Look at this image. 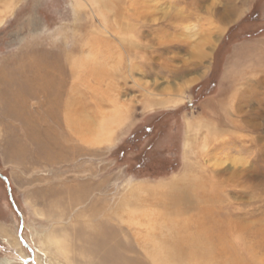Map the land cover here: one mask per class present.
Returning a JSON list of instances; mask_svg holds the SVG:
<instances>
[{
  "label": "rangeland",
  "instance_id": "rangeland-1",
  "mask_svg": "<svg viewBox=\"0 0 264 264\" xmlns=\"http://www.w3.org/2000/svg\"><path fill=\"white\" fill-rule=\"evenodd\" d=\"M196 2L195 5L191 0H0V58L13 53L20 40L43 44L54 41L66 45L67 52L73 54L75 67L106 63L103 67L108 71L97 90L105 118L104 139L99 144L92 136L87 144L76 140L96 157L78 154L71 156L70 162H49L38 157L32 146L26 157L13 154L5 149L4 143L12 132L22 136L23 131L19 123L0 113V172L9 180L10 193L21 213L22 236L32 248L42 249L45 236L54 227H83L85 231L104 216L103 213L91 216L85 211L87 203L78 205L74 201L75 194L69 195L68 200L65 194L50 193L51 188H75L80 183L104 180L103 191L95 195L111 205L116 195L123 198L128 190L138 189L137 197L130 203L141 214L150 213L152 249L159 257L166 252L169 238L198 234L203 237L204 231L200 233L197 226L213 224L209 214L198 218L195 211L203 205L211 210V216L218 214L225 221L226 230L224 214L230 206L252 214L241 224L258 227L260 222L264 228V112L260 111L263 120L249 119L247 123L241 120L244 126L262 124L261 139L250 126L247 130L229 127L225 132L211 119L217 114L213 108L216 101H223L227 112L234 109L230 101L234 97L226 90L221 93L226 76L252 82L253 78L259 79L261 92H254L250 106L243 111L254 115L260 101L264 108V0ZM231 10L235 11L232 15ZM178 15L182 20H175ZM208 30H216L210 44ZM105 38L111 39L114 46L108 60L103 58ZM246 44L253 46L233 62L234 51ZM201 50L204 57H199ZM177 70L182 72L181 76L175 75ZM89 83L97 87L93 80ZM182 85L185 88L180 93ZM94 91L89 90L91 94ZM205 142L206 150L223 142L228 146L224 152L204 157L200 153ZM185 164L190 168H185ZM254 169L260 170V175ZM213 171L217 174H211ZM172 179L175 182L170 186ZM213 189H218L220 199L204 203L202 190L213 194ZM184 190L192 206L186 207L184 198L181 199ZM63 210L69 212L65 220L54 217ZM19 223L5 182L0 179V264H5L6 259L11 260L10 264L20 263L23 254L16 241L25 257L29 256L17 237ZM58 233L67 254H57L52 244V255L41 254L40 250L30 264H69L64 256H72V249L78 254L77 259L86 261L81 252L85 238H78L71 229ZM237 235L226 231L223 239L235 244L242 254L238 258L243 260L246 255L241 243L245 242V236ZM202 263L221 262L205 258ZM251 263L264 264V250L257 252ZM153 264L163 263L155 260Z\"/></svg>",
  "mask_w": 264,
  "mask_h": 264
},
{
  "label": "bare ground",
  "instance_id": "bare-ground-1",
  "mask_svg": "<svg viewBox=\"0 0 264 264\" xmlns=\"http://www.w3.org/2000/svg\"><path fill=\"white\" fill-rule=\"evenodd\" d=\"M191 3L196 5L197 2L196 0H191ZM227 9L228 6L226 7V10ZM229 12H231L230 14L232 15L235 11L231 10ZM177 19L182 20V17L178 15L175 17L176 21ZM215 33L216 30L209 31L207 37L209 40L208 44L211 43V36ZM102 44L104 46L103 58L104 60H108L112 57L114 46L111 44V39L107 38L103 39ZM252 46L253 44H246L237 49L235 48L236 50L232 56V61L234 62L239 55L246 52L245 50ZM201 51L199 57H204L203 50ZM131 53L132 51L130 55ZM72 55L70 51L67 52L66 45L57 44V42L55 43L54 41H47L43 44L39 41L29 42L20 40L17 49L13 53L0 58V113L6 118H9V120L19 123L23 131L22 136L17 132H12V134L9 135L8 140L4 143L6 145L3 144L5 149L7 147L6 150H9L13 154L21 155V157H26L31 153L30 148L32 146L36 154H38V157L40 156L49 162H56L57 160L70 162L72 161L69 160L71 156L78 154V156L93 155L96 157L97 154L94 155L90 153L89 148L86 146H84V148L76 142L80 139L81 143L87 144V140H90L92 136L93 140L95 139L94 141L99 144L104 139L105 127L103 120L105 118H103L101 100L98 99L100 94L97 90H100L101 81L105 80L108 71L105 69V66L103 67L106 63L102 66L98 64H78L79 66L75 67L71 59ZM166 69L169 68L166 67ZM180 74H182L181 71L175 73L177 76H181ZM90 80H93L95 82L94 84H97V87L91 85L89 83ZM253 80L254 82L246 79L243 80L241 77L238 79L232 78V80L227 78V76L224 78L226 84L222 90H226L227 93L234 97L233 101L230 100L231 105H234V109H232L233 111L230 110L227 112L228 110L224 106V102L216 101V105H213V108L214 113L217 112L218 115L215 114V116H210L217 128L226 132L229 127L247 130V126H250L252 132H258V135L256 134L258 138H263L259 132V130L262 129V124L259 122L251 125L247 124L246 126L242 124V121L247 123L249 119L251 121L253 120V122L257 118L263 120L260 112L261 110L264 112V108L261 106L262 101H260L261 104H257L258 108L255 114L252 115L253 117L247 110L243 111L244 107L250 106L251 99H253L251 97L254 95V92H259V94L261 92L260 88L262 87V82L259 79L253 78ZM91 88L95 90L94 94L89 92ZM184 88L185 86L182 85L180 91L176 89L173 90L181 93ZM223 91L221 92L222 94L225 93V91ZM98 124L99 127L96 126ZM94 131L97 133H94ZM250 136L251 135H249V138ZM205 146L206 142L203 144V150L200 155L212 157L221 151L224 152L228 144L223 142L216 147L214 146V148L212 147L213 149L208 150H206L207 147ZM185 168L190 167L185 164ZM252 171L257 175L261 173L260 170L257 169ZM91 174L93 175L95 172ZM211 174L215 175L217 172L213 171ZM184 180L186 181V179H183V181ZM105 181L106 180L94 184H90V182L80 183L75 188L65 186L59 189L57 187L49 190L52 194H55V192L57 195L65 194V196H68V200L70 199L69 195L75 194L72 196L75 199L74 201L78 205L87 203L85 211L90 212L89 214L91 216L98 217L101 213H103L104 216L101 219L97 218L98 220L96 223L85 231L83 227H54L53 230L45 236L44 243H42L43 247L40 246L42 249L38 246L32 248L34 251L33 259L37 257L36 255L40 253V250L41 254L45 253L44 255H46L49 253L52 255V244L56 248L54 251H56L57 254H67V250L62 243L63 241L58 239L57 236L60 235L58 232H66L67 230L69 231V229H71L75 235L77 234L78 238H85L86 242L82 245L83 250L81 251L84 253L86 261L82 263L79 258L77 259L78 254H76L75 249L71 248L73 251H69H72L73 255L70 257L64 256L69 264H153L155 260L163 264H203L202 262L205 258L211 259L217 263L221 262L220 264H252L251 262L257 256V252L264 250L263 225L257 222L258 227L256 226V228L255 226H250L251 224L249 225L248 223L241 224L243 219L250 218L252 215L250 212L241 213V207H227L228 210L225 211L224 214L228 223V230H226L224 226L225 221L223 222L218 214L211 216V210L203 205V207H198V210L195 211L198 214V218L208 216L209 214L213 219V224L210 226L204 224L205 226L203 225L202 227L201 223L199 226L196 225L200 233L204 231V234L201 233L203 237L198 234V236L193 237L180 235L176 238H169V242L167 241L165 243L166 252H163V256L159 257L158 252L156 253L152 249V242L154 240H152L151 228L153 223L151 224L152 220L150 218V213L145 212L141 214L137 206L130 203V200L138 193V189L131 187L132 189L128 190L126 196L123 198H118L116 195L114 201H111L113 203L111 205L106 199L99 198L95 195L103 191ZM174 182L175 180L172 179L169 185H174ZM214 190L215 189H213V191ZM217 190L218 189H216L213 194H210L211 192L209 193V191L202 190L201 200L204 203L209 202L210 199L219 200L220 197L216 194ZM186 194L187 191L184 190V195H182L181 199L183 200L184 198V204H187L186 207L192 206L189 205L190 198L189 195L186 196ZM83 212L84 211H81V215ZM68 213L66 210H63L54 217L65 220ZM192 226L194 227V225ZM226 231H233V233L235 232L238 235L244 234L245 242H243L241 238L240 239L242 241V250H244L246 255L245 259L241 260L238 258L239 255L242 254L239 249L236 248L235 244H230L229 240L226 241L227 239H223ZM15 245L23 254L19 263L23 264V259L29 256L25 257V251H23V248L17 241ZM154 248H156V246ZM248 259H252L250 260L251 262L247 261ZM222 260L224 261L222 262ZM10 262L11 260H5V264H10Z\"/></svg>",
  "mask_w": 264,
  "mask_h": 264
},
{
  "label": "water",
  "instance_id": "water-1",
  "mask_svg": "<svg viewBox=\"0 0 264 264\" xmlns=\"http://www.w3.org/2000/svg\"><path fill=\"white\" fill-rule=\"evenodd\" d=\"M0 179L5 182V185L7 187L8 198L10 200V203H11L13 209L16 211V213L18 214V216L20 218V223H19V226H18V229H17V235H18V239L21 242V244L24 246V248L27 249V251L29 253V257L23 259V264H29V263H31L33 261L34 251H33L32 247L25 241V239L22 236V226H23L22 224L23 223H22L21 213L18 210L17 206L15 205V203L13 201L12 194L10 193L9 180L1 172H0Z\"/></svg>",
  "mask_w": 264,
  "mask_h": 264
}]
</instances>
